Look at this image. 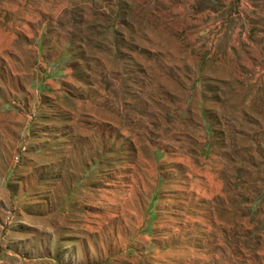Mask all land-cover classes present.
<instances>
[{"label": "rangeland", "instance_id": "obj_1", "mask_svg": "<svg viewBox=\"0 0 264 264\" xmlns=\"http://www.w3.org/2000/svg\"><path fill=\"white\" fill-rule=\"evenodd\" d=\"M0 264H264V0H0Z\"/></svg>", "mask_w": 264, "mask_h": 264}]
</instances>
